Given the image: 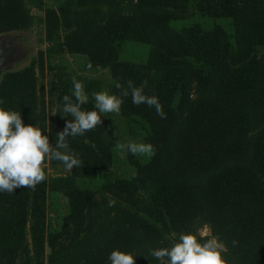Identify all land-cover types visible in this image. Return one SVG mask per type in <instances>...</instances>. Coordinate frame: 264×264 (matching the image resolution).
<instances>
[{
	"label": "trees",
	"instance_id": "16d2710c",
	"mask_svg": "<svg viewBox=\"0 0 264 264\" xmlns=\"http://www.w3.org/2000/svg\"><path fill=\"white\" fill-rule=\"evenodd\" d=\"M36 26L46 47L4 75L0 107L54 145L72 119L57 113L72 80L89 96L84 110L104 91L65 63L81 59L87 73L107 71L108 94L122 97L125 142L154 152L124 148L120 162L105 114L66 137L79 168L48 160L55 173L45 169L34 189L0 193V264H108L113 250L159 264L151 249L180 233L206 239L204 229L224 242L228 264H264V0H0V34ZM129 81L147 82L165 118L122 96L115 83Z\"/></svg>",
	"mask_w": 264,
	"mask_h": 264
},
{
	"label": "clouds",
	"instance_id": "9594fccd",
	"mask_svg": "<svg viewBox=\"0 0 264 264\" xmlns=\"http://www.w3.org/2000/svg\"><path fill=\"white\" fill-rule=\"evenodd\" d=\"M115 87L122 89L123 97L130 94L134 105L145 104L154 108L162 119L165 118L159 98L145 94L146 81L140 86L129 81L127 88H122L116 82ZM91 95L94 110H84L82 106L88 104L89 96L84 91L82 82L72 80L71 96L62 97V106L57 112L61 118L72 119L66 120L63 131L56 135L54 145L50 144L49 137L45 134L47 131L42 133L37 125H25L21 112L0 107V193L13 194L21 187L34 189L46 179L44 168L48 160L61 162L68 171L80 167V160L74 154H69L66 137L82 136L95 129L103 123V114L119 113L123 103L122 97L103 91L93 92ZM117 147L126 148L132 155L154 152V146L149 143L118 144ZM235 244L236 241H233L234 246ZM224 251L225 244L217 236L205 239L198 238L193 233H180L170 247L151 249L149 254L159 264H228ZM136 257L130 252L113 250L107 260L108 264H135Z\"/></svg>",
	"mask_w": 264,
	"mask_h": 264
},
{
	"label": "rangeland",
	"instance_id": "374dc122",
	"mask_svg": "<svg viewBox=\"0 0 264 264\" xmlns=\"http://www.w3.org/2000/svg\"><path fill=\"white\" fill-rule=\"evenodd\" d=\"M37 27V26H36ZM43 34V30L42 28H34L33 30H30L26 33H24V35H26V39H27V43H26V49H28L29 47V51H30V56L27 57V62L23 61L19 63L18 68H22L25 67L27 65H29L32 61L33 58H35L39 52V50H43L45 49L46 45L45 44H40L39 40L40 38H42ZM133 50H135V54L134 57L139 56V49L138 47H133ZM65 63H67V65L69 66V68L74 71L75 73L79 74V75H88V77L90 78H95V79H99L104 83V91L108 93V85L111 82V78L110 75L107 71L105 72H99V73H87L84 71L83 69V61L77 58H72V57H65ZM109 121H110V125L112 127L113 132L116 135V138L119 139V144L122 145H127L128 143L125 142V123L123 118L120 116V113H106L105 114ZM125 157V150L124 148H119L118 150V159L120 162H123ZM46 169V174L47 175H54L55 172H53L51 169L48 168V166H45L44 170ZM200 234L202 236H210V232L208 229H204L202 231H200Z\"/></svg>",
	"mask_w": 264,
	"mask_h": 264
},
{
	"label": "water",
	"instance_id": "95a60500",
	"mask_svg": "<svg viewBox=\"0 0 264 264\" xmlns=\"http://www.w3.org/2000/svg\"><path fill=\"white\" fill-rule=\"evenodd\" d=\"M24 33L26 32L0 34V84L5 74L23 69L24 67L18 68L19 63L27 62V57L30 56L29 47H25L27 39Z\"/></svg>",
	"mask_w": 264,
	"mask_h": 264
}]
</instances>
